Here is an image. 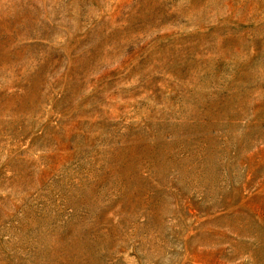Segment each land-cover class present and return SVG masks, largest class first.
<instances>
[{
	"label": "rangeland",
	"instance_id": "1",
	"mask_svg": "<svg viewBox=\"0 0 264 264\" xmlns=\"http://www.w3.org/2000/svg\"><path fill=\"white\" fill-rule=\"evenodd\" d=\"M0 264H264V0H0Z\"/></svg>",
	"mask_w": 264,
	"mask_h": 264
}]
</instances>
